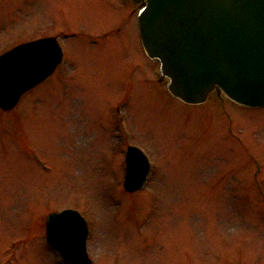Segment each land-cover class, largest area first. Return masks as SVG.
Listing matches in <instances>:
<instances>
[{"label": "rangeland", "instance_id": "1", "mask_svg": "<svg viewBox=\"0 0 264 264\" xmlns=\"http://www.w3.org/2000/svg\"><path fill=\"white\" fill-rule=\"evenodd\" d=\"M11 4L0 5V46L45 35L49 16L37 17L31 0L17 12ZM118 14L65 18L93 30L121 22ZM127 24L79 51L78 69L56 92L0 110V264H68L44 232L46 215L66 207L88 223L94 264H264V107L220 96L230 117L222 109L215 117L156 80L148 96L122 105L128 59L143 50L135 16ZM127 144L144 149L153 169L135 193L122 187Z\"/></svg>", "mask_w": 264, "mask_h": 264}, {"label": "water", "instance_id": "2", "mask_svg": "<svg viewBox=\"0 0 264 264\" xmlns=\"http://www.w3.org/2000/svg\"><path fill=\"white\" fill-rule=\"evenodd\" d=\"M140 33L161 77L186 102L198 103L216 89L238 103L264 105V0H135ZM51 48L48 39L29 42L0 57V107L12 108L24 90L53 70L56 60L36 57L33 48ZM50 53V50L48 51ZM125 188H139L148 171L143 153L129 147ZM49 243L67 262L92 264L88 228L75 210L51 212Z\"/></svg>", "mask_w": 264, "mask_h": 264}, {"label": "flooded vegetation", "instance_id": "3", "mask_svg": "<svg viewBox=\"0 0 264 264\" xmlns=\"http://www.w3.org/2000/svg\"><path fill=\"white\" fill-rule=\"evenodd\" d=\"M9 0H2L1 3ZM12 0H10L11 2ZM32 5L34 6V13L37 17L41 15L49 16L47 18L49 26L48 33L40 37L56 36L58 39L61 38L63 55L60 63L57 65L55 70L51 75H49L43 83L52 82L54 80L66 79L70 72V65L74 62L80 61L82 57L79 55V51L87 47H97L100 43L102 44L101 31H108L110 33L118 31L119 29V20L118 18H107L106 22L100 28L97 27L93 30H89L86 26H81L79 21L75 19H66L67 14L73 15L77 11L83 13L93 14L94 12H115L118 14V5L119 0H31ZM36 2L38 5H36ZM0 3V5H1ZM18 6V5H17ZM1 7V6H0ZM58 16V19L54 17ZM88 26V25H87ZM86 27V28H85ZM74 28H80V31L74 30ZM108 33H105L104 36H107ZM62 36V37H61ZM37 37V38H40ZM6 50V49H5ZM130 61L129 79H131V74L139 68H146L143 55L134 56L132 54ZM69 72V73H68ZM144 74V72H143ZM42 84V83H41ZM40 84V85H41ZM50 90V88H47ZM131 88L126 89L127 97L131 93ZM148 87H143L139 89L142 94V100L147 95ZM127 101L128 99L125 98ZM222 107L223 114L226 115L225 106L222 104H212L205 108L206 113H209L212 110L220 114V108ZM197 108V107H196ZM214 108V109H213ZM175 114V116L190 117L196 115V113L191 112H180L179 110L170 111Z\"/></svg>", "mask_w": 264, "mask_h": 264}]
</instances>
